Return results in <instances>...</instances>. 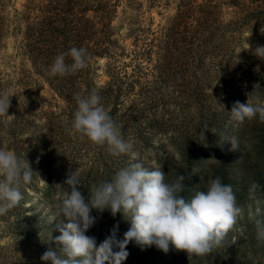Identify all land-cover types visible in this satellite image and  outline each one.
<instances>
[{
	"label": "rangeland",
	"instance_id": "1",
	"mask_svg": "<svg viewBox=\"0 0 264 264\" xmlns=\"http://www.w3.org/2000/svg\"><path fill=\"white\" fill-rule=\"evenodd\" d=\"M27 1L0 4V95H12L8 115L0 116V148L27 158L41 178L34 174L22 190L20 204L0 216V264H50L40 257L51 237L61 234L57 225L67 223L55 207L70 171L78 175L80 190L87 195L93 184L110 180L134 162L129 154L113 156L107 145L99 146L74 129L68 131L72 120L63 111V97L52 81L33 70L20 49L24 29L20 13ZM187 1L190 17L185 22L196 25L194 18L206 0ZM215 1L220 26L214 44L198 52L174 51L176 63L165 65L162 79H155L154 65L163 50L155 44L149 52L142 51L146 41L160 38L175 19L181 0H113V52L90 61L91 80L97 85L110 80L109 70L118 77L125 74L114 79L112 93L118 105L112 118L145 167L162 168L169 183L180 174L190 177L182 193L187 198L205 190L208 179L217 176L240 194L236 224L222 246L209 255L189 256L171 244L167 253L154 245L141 250L130 242L122 264H264V243L258 242L255 225L256 220H264V123L258 116L237 122L229 112L236 101L264 103V60L254 54L257 46L264 45V0ZM155 43L161 44L158 39ZM107 105L108 110L111 105ZM48 120L63 125L54 127ZM229 139L239 149L232 150ZM254 181L262 188L251 199L248 188ZM91 214L97 222L86 234L94 236L97 244L115 224L119 238L130 227L121 213L113 217L109 210H93Z\"/></svg>",
	"mask_w": 264,
	"mask_h": 264
},
{
	"label": "clouds",
	"instance_id": "2",
	"mask_svg": "<svg viewBox=\"0 0 264 264\" xmlns=\"http://www.w3.org/2000/svg\"><path fill=\"white\" fill-rule=\"evenodd\" d=\"M248 45L247 48H249ZM254 54L264 60V45L257 46ZM66 56L72 63H66ZM86 48L72 47L67 54L57 55L50 75L65 76L87 66ZM253 93V92H252ZM251 94V93H250ZM12 95H0V116H7ZM73 114V129L99 146H108L113 156L129 154L134 162L119 169L110 180L93 184L85 195L80 190L81 181L74 171L64 181V195L55 210L67 223L57 225L61 233L51 237L48 249L40 259L50 264H122L129 252L127 245L135 242L143 250L156 246L165 253L170 244L190 255H209L222 246L228 232L234 227L241 209L232 185L221 177L209 178L205 190H197L190 198L182 193L187 189V175H179L174 182H166L162 168H147L133 144L121 134V127L101 103L96 90L87 95H77ZM231 118L237 122L257 118L264 123V103L234 102ZM212 131V130H211ZM213 132V131H212ZM214 133V132H213ZM203 136L204 132L202 133ZM232 150L239 149L234 139H229ZM248 147V145H245ZM193 173H196L195 170ZM192 173V174H193ZM33 170L27 158L14 151L0 148V216L6 215L23 200V187L32 182ZM40 177V176H39ZM41 178V177H40ZM262 186L252 182L249 198L254 199ZM109 210L130 221L129 229L118 237L119 224H115L102 242L86 233L97 222L91 213ZM258 242L264 243V220H256ZM56 247H52V244Z\"/></svg>",
	"mask_w": 264,
	"mask_h": 264
},
{
	"label": "trees",
	"instance_id": "3",
	"mask_svg": "<svg viewBox=\"0 0 264 264\" xmlns=\"http://www.w3.org/2000/svg\"><path fill=\"white\" fill-rule=\"evenodd\" d=\"M0 1L3 5L4 0ZM114 5L113 0H38V3L28 0L24 5V11L20 13L23 14L22 26L24 27L20 49L30 59L33 70L53 82L54 88L63 97V111L67 119L70 118L72 121L77 107L75 97L78 94L87 95L92 90H96L101 96V103L105 110L110 103L111 107L107 111L111 117L117 109V98L113 97L112 93L114 79H123L126 77L125 74L118 77L116 72L109 70L110 80L105 84L97 85L91 80L93 78L90 63L95 56L110 55L113 52L110 51V46L114 44V39L111 38L110 22ZM200 5H202L199 10L200 15L194 18L197 21L196 25H191L185 22V19L190 17L189 12L186 13L189 9L187 6L190 4L187 0H181L180 10L171 24L163 28L161 37L154 36L144 43L142 51L144 53L149 52L150 47L155 44L159 50H163V53L159 51L157 54V63L154 65L155 79H162V74H165V65L170 67L176 63L174 51L185 49L188 52H198L205 46L207 48L210 44H214L215 30L220 26L216 10L217 3L215 0H206ZM36 9L38 11L32 13ZM1 28L0 24V34ZM155 39H158L161 44L155 43ZM72 47L87 49L89 54L87 66L65 76L50 75V68L55 57L61 53L67 54ZM142 52H137L135 55L138 56ZM66 63H72L71 57L66 56ZM134 67L137 68L135 65ZM48 121L54 127L59 126L57 123L63 125V122ZM52 183L49 180V184L52 185ZM26 185L22 190L26 189ZM243 191L245 192L244 189ZM237 194L238 196L235 194L236 197H240V194Z\"/></svg>",
	"mask_w": 264,
	"mask_h": 264
}]
</instances>
